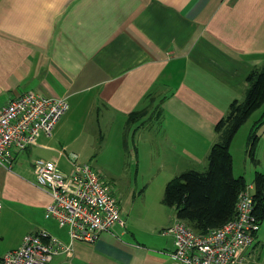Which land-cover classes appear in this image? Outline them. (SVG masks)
Masks as SVG:
<instances>
[{
  "label": "crops",
  "instance_id": "crops-1",
  "mask_svg": "<svg viewBox=\"0 0 264 264\" xmlns=\"http://www.w3.org/2000/svg\"><path fill=\"white\" fill-rule=\"evenodd\" d=\"M263 63L264 0H0V106L26 91L68 103L50 136L14 153L10 168L0 166V221L21 212L27 226L0 258L38 230L70 242L65 227L44 217L51 196L32 167L36 158L57 160L60 168L64 160L68 171L69 141L61 135L78 110L96 116L102 129L138 133L175 174L173 164L192 168L200 150L207 161L214 124L244 97L248 72ZM131 112L146 118L128 121ZM169 209L144 237L126 225L120 208L123 225L91 243H71V254L47 264H180L170 255L172 234L163 232L179 220ZM260 237L244 264H263Z\"/></svg>",
  "mask_w": 264,
  "mask_h": 264
},
{
  "label": "built area",
  "instance_id": "built-area-1",
  "mask_svg": "<svg viewBox=\"0 0 264 264\" xmlns=\"http://www.w3.org/2000/svg\"><path fill=\"white\" fill-rule=\"evenodd\" d=\"M68 108L64 97L33 91L16 95L0 106V166L10 168L14 153L35 144L41 134L50 136L53 127ZM64 172L57 160L36 158L33 174L36 184L46 190L51 201L44 216L65 227L69 243H63L45 230L26 235L19 247L0 258L2 264H47L58 254H71L73 242H93L111 225L124 224L118 199L108 182L89 164L68 155ZM251 184L239 195L233 218L222 226L198 232L182 220L163 230L172 234L171 257L180 264H244L245 251L254 243L258 226L252 215Z\"/></svg>",
  "mask_w": 264,
  "mask_h": 264
},
{
  "label": "rangeland",
  "instance_id": "rangeland-1",
  "mask_svg": "<svg viewBox=\"0 0 264 264\" xmlns=\"http://www.w3.org/2000/svg\"><path fill=\"white\" fill-rule=\"evenodd\" d=\"M72 117L71 128L61 135L64 140L69 141L64 146L67 154H77L80 162L89 164L109 183L118 199L119 207L125 214L128 223L126 225L134 223L137 232L144 237L148 236L146 230L151 226V222L163 223L166 212L170 214L173 210L161 202L165 183L184 170L203 171V163L207 162L203 158L205 150H200L199 160L189 162L193 165L192 168L173 164L180 172L170 174L169 160L163 159L160 149L156 151L141 141L138 142V133L133 135L132 131H127L124 126L121 130L115 127L102 129L96 125V116H86L82 110H78ZM263 117L264 105L250 114L230 144L233 174L243 176L247 183L251 182L255 171L264 172V122L256 125ZM144 118L138 116L140 120ZM155 124L154 121L152 126ZM252 129L255 133L251 132ZM251 133L257 137L254 142L255 164L250 155L253 141ZM63 161H60L61 168L66 169ZM25 224L21 212L18 215H3L0 221V251L5 249L8 243L17 241L21 231L27 228ZM258 232L262 246L257 256L259 262L264 264V220L259 225Z\"/></svg>",
  "mask_w": 264,
  "mask_h": 264
},
{
  "label": "trees",
  "instance_id": "trees-1",
  "mask_svg": "<svg viewBox=\"0 0 264 264\" xmlns=\"http://www.w3.org/2000/svg\"><path fill=\"white\" fill-rule=\"evenodd\" d=\"M246 81L244 97L233 99L226 113L213 126L217 140L206 156L205 170H184L171 177L164 186L162 203L173 207L177 219L198 232L220 227L233 218L238 195L249 184L252 185L250 193L253 222L259 228L264 220V172L255 171L252 181L247 183L243 176L233 174L230 153V144L238 129L252 112L264 105V63L253 67L248 72ZM140 115L131 112L128 121L138 119ZM263 122L264 117L256 125ZM251 132L255 133L253 129ZM252 133L250 155L255 164L254 142L257 137ZM257 230L254 231L255 237Z\"/></svg>",
  "mask_w": 264,
  "mask_h": 264
}]
</instances>
